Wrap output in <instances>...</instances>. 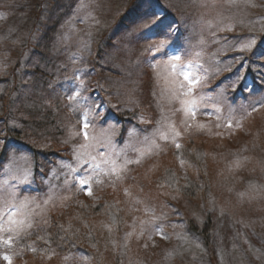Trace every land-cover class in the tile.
<instances>
[{"label": "rangeland", "instance_id": "374dc122", "mask_svg": "<svg viewBox=\"0 0 264 264\" xmlns=\"http://www.w3.org/2000/svg\"><path fill=\"white\" fill-rule=\"evenodd\" d=\"M64 1L50 27L33 35L28 19L34 1L0 0V157L4 148L12 147L0 162V188L15 185L18 201L24 197L34 201L29 209L40 214L36 220L48 219L46 227L66 212L73 214L72 206L78 202L109 201L116 221L96 217L79 229V244L86 254L54 250L49 258L50 252L33 256L25 250L13 264H264V82L255 83L253 71L264 64L260 0H254L257 7L244 0L231 6L225 0H139L143 9L101 55L103 34L117 27L116 21L136 0ZM153 11L160 13L159 27L146 22ZM228 25L231 30L225 28ZM250 37L256 39L251 52L233 50L238 41ZM161 40L165 46L157 51L154 46ZM172 53L182 57L179 63L192 64V74L198 73L200 79L194 91L203 101L201 112L187 130L177 111L179 102L172 99L173 79L166 67ZM237 73L245 79L237 80ZM74 76L83 81V95L95 113L89 131L108 145L91 149L101 167L108 161L120 165L126 158L135 159L149 147L146 138H155L162 149L153 147L140 164H129L122 180L113 177L115 187L100 175L102 183L93 181L95 199L74 186L69 191L65 184L68 169L63 165L74 163L73 149L84 143L82 136L71 135L81 125L65 96L80 82ZM241 80L248 84L246 94L234 102L231 93ZM141 116L147 122H141ZM162 116L166 122L158 123ZM228 120L232 128L226 127ZM237 121L241 127H236ZM170 122L181 132L177 139L182 147L194 142L205 157L201 153L181 166L171 136L164 141L157 133L167 132ZM199 159L204 160L211 195L209 200L200 196L192 201L176 188L189 178L200 182ZM173 174L179 182L170 186ZM67 179L72 181L73 176ZM62 196L70 198L61 201ZM49 197L52 202L44 206ZM146 207L154 208L156 215L167 213V219L158 223L182 227H165L171 239L159 235L138 239L140 221L150 219ZM208 220L214 227L211 247L200 234ZM129 232L133 235L125 249ZM176 233L185 235L187 242L177 239ZM5 254L11 253L0 248V256ZM2 257L1 263L7 264Z\"/></svg>", "mask_w": 264, "mask_h": 264}, {"label": "snow or ice", "instance_id": "6c2138e0", "mask_svg": "<svg viewBox=\"0 0 264 264\" xmlns=\"http://www.w3.org/2000/svg\"><path fill=\"white\" fill-rule=\"evenodd\" d=\"M225 2L231 6L239 2V0H225ZM244 3L250 7H257L258 5L254 2V0H244ZM264 6V0H260V5ZM82 7V6H81ZM79 11V9H77ZM160 13L153 11L149 16L146 17V22L154 24L156 27L160 26L162 21L158 22V18ZM260 22V21H258ZM227 30H231V26H225ZM222 28L221 30H225ZM168 30H171V25H168ZM264 30V29H262ZM151 39V37H149ZM164 40H161L159 44L154 47L158 51L160 48L164 47ZM256 46L255 37H250L245 40L238 41L234 46V51H239L241 53L251 52L253 48ZM242 57H235L234 59H241ZM261 59H264V54H261ZM182 60L180 55L172 53L168 56L166 67L168 68L170 74L173 79V89H172V99L177 100L179 102L180 107L177 111L182 112L184 116V120L182 124L185 127V130L191 128L193 126L192 122L195 121L198 113L201 112V104L203 101L195 94L194 86L200 83L199 74L193 75L191 72L192 64H181L179 63ZM155 67V65H153ZM243 67V66H242ZM2 70V68H0ZM79 71V70H77ZM253 71L256 73V79L264 82V64L256 66ZM74 81L79 80L80 82L76 84V86L72 89L71 92H67L65 94L66 99L70 102L68 107L74 113H78V123H80L81 128L79 131L73 129L71 132L72 136H82L84 143L80 145L79 148L73 149V159L74 163L64 164L63 166L68 169V172L65 174V184L68 185V190L71 191L72 187L76 188L77 192H83L85 195L93 197V181L95 183L100 184L103 181L98 179L100 175L106 176L109 178L110 183H112L113 187H115V180H122L124 178L123 173L127 171L129 164H140L145 155H151L153 147L156 150H162L160 145L156 143V139L146 138V141L149 145L147 149L141 150L138 152L137 157L135 159H124L123 163L117 165L114 161H108L105 167H101L100 163H97V157L92 155L91 149L95 148L98 144L104 143L107 147V143L100 138H98L94 133L89 130L94 127L93 120L95 118V113L92 107L88 106L87 98L83 95L84 84L79 76H74ZM245 79V77L241 76L237 73V80ZM248 87L247 82L245 83V88ZM261 107H264V102H261ZM216 112H219V109H214ZM252 111H258V108L253 107ZM251 115V112L248 113ZM141 122H147L143 116L140 117ZM167 120L166 117L162 116L161 121L158 123H165ZM220 125L217 124V127ZM242 124L240 121L236 122V127H241ZM166 127L168 129L167 132H161L159 129L157 133L159 134V139L168 141L171 136V143H173L176 147L177 158L180 161L181 166L185 163L182 158V154L179 152V149L182 145L179 143V138L181 136V132L176 128L174 122L166 123ZM197 128H202L204 125L197 124ZM226 127L232 128L233 124L231 120L226 122ZM157 133H154L153 136L156 137ZM239 163V159L237 160ZM84 168V173L81 175V168ZM26 174V169H25ZM73 176V180L69 181L67 176ZM115 178V180L113 179ZM178 180L175 179V175L173 174V179L170 181V186H175L178 184ZM8 181L5 180V184ZM187 187V185H185ZM176 191L179 192L180 189L176 188ZM125 193L128 194V190L125 189ZM18 197V188L15 185H9L7 189L0 188V248L7 249L11 254L3 255V260L7 262V264H13V259L16 255H22L23 251L28 250L33 253L38 251L40 252H48L49 249H37L34 244L31 243H22L21 241H27L33 235V229H35V235L37 240H42L45 244H50L52 242L50 235L47 233L46 226L49 225V221L47 218H41L40 220H36L35 215H40L39 213H34L33 210L29 209L30 204H34V201H31L29 198L24 197L21 200H17ZM70 197L62 196L60 197L61 201H66ZM173 199H177L178 197L173 196ZM52 202V197H49L48 200L43 202L44 206H47ZM137 204L141 203V201L137 200ZM36 208H39L40 205L36 204ZM167 207V205H165ZM174 210V209H173ZM145 213L150 216L148 220L140 221V230L138 234V239L147 235L148 240H153L154 236L159 235L162 239H171V237L165 232L166 226H171L173 228L182 227V225H165L164 223H158L159 221H164L167 219V213L161 212L160 215H156L154 208L146 207L144 209ZM87 226V225H85ZM59 228L62 231H67L64 229L63 225H59ZM111 232L112 229L109 228ZM133 231H135V227H133ZM41 232L44 234L41 235ZM133 235L132 232L126 233L124 240L125 243L123 247L127 249L128 244L127 241ZM176 238L187 242V237L182 235L181 233H176ZM63 239V237H61ZM115 244V241H112ZM147 247V244L144 245ZM200 247L199 243L196 245ZM93 248H96V244L92 245ZM221 252V260H223V251ZM55 251L52 250L49 254V258L51 255H54ZM173 255L172 251L168 252L169 258ZM67 259V258H66ZM83 259V258H82ZM122 264V262H121Z\"/></svg>", "mask_w": 264, "mask_h": 264}, {"label": "trees", "instance_id": "16d2710c", "mask_svg": "<svg viewBox=\"0 0 264 264\" xmlns=\"http://www.w3.org/2000/svg\"><path fill=\"white\" fill-rule=\"evenodd\" d=\"M34 2V10L32 9L30 12L28 21L31 26L30 32L34 34H39V32H42L44 27L47 28L50 27V22L52 20V17L57 14L58 6L64 7L65 1L64 0H33ZM139 0H136L131 3V5L125 10L124 14L121 15L116 21L117 27L114 29L112 28V31L109 30L103 34L102 41L99 44L98 49V55L102 54V50L104 47H109L113 44L114 39L122 33V31L127 27V24L132 22L134 18L137 16L139 11L143 9L142 5L139 4ZM145 2V1H144ZM47 13V14H46ZM29 28V27H28ZM113 32V33H112ZM262 39H264V34L261 35ZM102 46V49L100 48ZM238 88L234 90V92L231 93V96L233 95L234 102H237L242 98L243 95L246 94V88H245V81H240L238 83ZM10 144L7 146V148L3 149L2 155L0 157V162L4 160L5 156L9 154ZM182 154V158L184 160H191L194 158H198L199 155L202 153L205 157V151L203 149H200L195 146L194 142H190L187 145L183 146L181 150L179 151ZM201 155V156H202ZM202 158V157H201ZM199 164L203 170V173L201 175L200 182L195 179H186L184 182L180 183L179 185V193H181L183 196L191 199L192 201H197L200 196H204L203 198L206 200L210 199L211 195V188H210V181L208 176H206V168L204 167V160L199 159ZM203 165V166H202ZM1 168V167H0ZM187 185V187H185ZM202 192H205L201 195ZM109 205V206H108ZM72 208L76 210L74 213L66 212L65 215L62 217H58L57 219H54L50 223V227H46L47 233L50 235L52 242L50 244H45L42 240H37L35 231L33 232V235L28 238L27 241H21L22 243H37L39 245L38 249H49L48 252H36L33 256L36 255H48L49 252L52 250H56L58 253H65L70 255L72 252L86 251L83 249L84 246L80 243L81 235H79L78 231L79 229L85 228L88 224L89 219H93L96 217H105L106 219L111 220V222H115L116 218L114 215L115 208L113 207V204H110L109 201H107V204L105 203H86V202H78L75 203ZM59 225H63L64 229H67V231H62L59 228ZM213 225L210 220L207 221L205 228L203 229V232L200 233L201 236L204 238V241L206 242L207 247H211L212 243V232H213ZM192 229L194 232H198L197 228L195 227V224H192ZM44 233L41 232V235ZM75 235V240H73L72 236ZM63 237V239H61ZM75 251V252H76ZM2 256H0L1 258ZM0 264L1 261H0Z\"/></svg>", "mask_w": 264, "mask_h": 264}]
</instances>
